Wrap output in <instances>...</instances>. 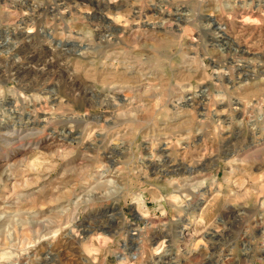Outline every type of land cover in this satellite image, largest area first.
I'll return each mask as SVG.
<instances>
[{
	"label": "rangeland",
	"instance_id": "1",
	"mask_svg": "<svg viewBox=\"0 0 264 264\" xmlns=\"http://www.w3.org/2000/svg\"><path fill=\"white\" fill-rule=\"evenodd\" d=\"M0 264H264V0H0Z\"/></svg>",
	"mask_w": 264,
	"mask_h": 264
},
{
	"label": "bare ground",
	"instance_id": "2",
	"mask_svg": "<svg viewBox=\"0 0 264 264\" xmlns=\"http://www.w3.org/2000/svg\"><path fill=\"white\" fill-rule=\"evenodd\" d=\"M213 20V22H214V26H215V29H217V30H219V32H223L222 34H226V32L224 31V29L226 28L224 25H223V23L221 24L219 21H217L216 19H212ZM217 25V26H216ZM227 29V28H226ZM32 31H29V33H31ZM6 133V132H5ZM5 137V136H4ZM5 141V140H4ZM6 142V141H5ZM9 142V141H8ZM7 142V143H8ZM9 145V144H8ZM22 146V145H21ZM6 147V146H5ZM7 148V147H6ZM3 179V178H2ZM5 180H8L7 178H5ZM3 181V180H2ZM137 215H138V217L141 219V218H144L146 215H145V213H141L140 211H138V213H137ZM103 226H100V225H98L97 227H94L93 228V230H89V232L88 233H96V231H97V229H100V228H102ZM98 234V233H97ZM97 234L96 235H93V236H91V238H90V236H87L89 239H91V241H92V239L93 240H101V236H97ZM88 235H92V234H88ZM78 236V235H77ZM76 236V237H77ZM94 242V241H93ZM100 242V241H99Z\"/></svg>",
	"mask_w": 264,
	"mask_h": 264
}]
</instances>
